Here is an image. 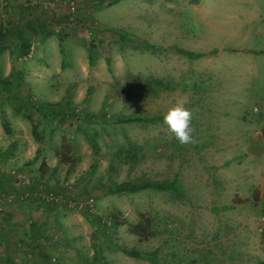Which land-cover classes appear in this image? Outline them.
<instances>
[{
    "label": "rangeland",
    "instance_id": "374dc122",
    "mask_svg": "<svg viewBox=\"0 0 264 264\" xmlns=\"http://www.w3.org/2000/svg\"><path fill=\"white\" fill-rule=\"evenodd\" d=\"M109 1L0 0V264H264V0ZM148 179L183 195L103 186Z\"/></svg>",
    "mask_w": 264,
    "mask_h": 264
},
{
    "label": "trees",
    "instance_id": "16d2710c",
    "mask_svg": "<svg viewBox=\"0 0 264 264\" xmlns=\"http://www.w3.org/2000/svg\"><path fill=\"white\" fill-rule=\"evenodd\" d=\"M117 2V0H110L109 4H113ZM28 9V8H26ZM29 25V24H28ZM28 28V27H27ZM30 28V27H29ZM8 31L5 28H2L0 26V44L4 41H6L8 39ZM14 36L16 39V54L18 56H26L29 54L30 51V47H31V42L29 39V35L27 34V32L25 31L24 28L22 27H16L14 30ZM120 40H125V41H133L134 38H131L125 34H119ZM135 41V40H134ZM147 46H149V44H147ZM182 51L189 55V56H193V57H199L201 56V53L199 52H192L190 50H184L182 49ZM47 102H44V104H46ZM43 104V105H44ZM48 104V103H47ZM52 113L56 114V115H70L71 113H66L63 109H61V107H57V109H53L51 110ZM50 111V112H51ZM75 113V112H73ZM141 119L140 117L137 116H125V117H115V120L117 121H125V122H129V121H134V120H138ZM33 129V135L35 137H37V132H36V125L32 126ZM104 190L106 192L109 193H124V192H136V191H140L143 189H147V188H153V189H159V190H170L173 191L174 193H178L179 195H183V192L181 191L180 188V183L177 181V179H172V180H168V179H163V180H157V179H148V180H143V181H130V180H122V181H111L107 184H104ZM3 187L0 186V192L3 191ZM39 193V190L37 191ZM58 194V192H56V195ZM52 199V198H51ZM59 200H51V207H56V204L58 203ZM110 223L112 224L113 227H116L119 224H122L124 222L120 221L118 219V217L116 215H112L110 217ZM130 231L133 234L138 235L141 238H148L150 236L154 235V226L152 225V221L148 218H141L139 219L138 222L136 223H131L128 225ZM126 254L131 255V256H145L146 258H149V253L150 252H142L139 250H136L134 248H121ZM39 256L42 259L41 262L42 264H60L59 262H53L50 260L49 255L44 252L43 250H41L39 252Z\"/></svg>",
    "mask_w": 264,
    "mask_h": 264
},
{
    "label": "clouds",
    "instance_id": "9594fccd",
    "mask_svg": "<svg viewBox=\"0 0 264 264\" xmlns=\"http://www.w3.org/2000/svg\"><path fill=\"white\" fill-rule=\"evenodd\" d=\"M163 119L179 143L190 144L195 142L190 127L192 112L186 107L185 101L181 100L176 102L167 110Z\"/></svg>",
    "mask_w": 264,
    "mask_h": 264
},
{
    "label": "built area",
    "instance_id": "2783aa9c",
    "mask_svg": "<svg viewBox=\"0 0 264 264\" xmlns=\"http://www.w3.org/2000/svg\"><path fill=\"white\" fill-rule=\"evenodd\" d=\"M254 110L256 111L257 110V108L256 107H254ZM51 194V193H50ZM52 195V194H51Z\"/></svg>",
    "mask_w": 264,
    "mask_h": 264
}]
</instances>
